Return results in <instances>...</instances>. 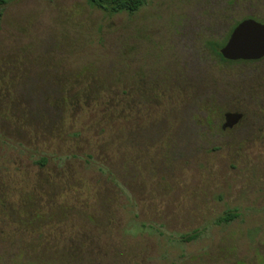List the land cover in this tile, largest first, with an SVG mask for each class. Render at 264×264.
Wrapping results in <instances>:
<instances>
[{
  "label": "rangeland",
  "instance_id": "1",
  "mask_svg": "<svg viewBox=\"0 0 264 264\" xmlns=\"http://www.w3.org/2000/svg\"><path fill=\"white\" fill-rule=\"evenodd\" d=\"M3 1L0 264H264V0Z\"/></svg>",
  "mask_w": 264,
  "mask_h": 264
},
{
  "label": "water",
  "instance_id": "2",
  "mask_svg": "<svg viewBox=\"0 0 264 264\" xmlns=\"http://www.w3.org/2000/svg\"><path fill=\"white\" fill-rule=\"evenodd\" d=\"M220 54L228 61H259L264 58V23L249 18L232 31Z\"/></svg>",
  "mask_w": 264,
  "mask_h": 264
},
{
  "label": "trees",
  "instance_id": "3",
  "mask_svg": "<svg viewBox=\"0 0 264 264\" xmlns=\"http://www.w3.org/2000/svg\"><path fill=\"white\" fill-rule=\"evenodd\" d=\"M86 1L89 6L99 9L110 16H114V15H118L121 13L135 14L138 11H140L144 6H146L149 2H151L152 0H86ZM1 3H4V1L0 0V5ZM238 24L239 23H236L230 28V30L228 31V34L225 36L223 40L210 41L209 44H210L211 51L219 58V60L223 64H230V65L254 64L256 63V61H236V62L228 61L224 59L223 56L220 54V49L225 46L232 31ZM38 163L41 166H44L46 161L41 159L39 160Z\"/></svg>",
  "mask_w": 264,
  "mask_h": 264
},
{
  "label": "flooded vegetation",
  "instance_id": "4",
  "mask_svg": "<svg viewBox=\"0 0 264 264\" xmlns=\"http://www.w3.org/2000/svg\"><path fill=\"white\" fill-rule=\"evenodd\" d=\"M263 59L256 61V62H261ZM241 116L239 114H226V120L227 122L224 124L223 129H226V127H231L233 124L237 123Z\"/></svg>",
  "mask_w": 264,
  "mask_h": 264
}]
</instances>
